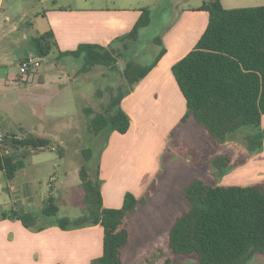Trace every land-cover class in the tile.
I'll use <instances>...</instances> for the list:
<instances>
[{
  "label": "trees",
  "instance_id": "obj_1",
  "mask_svg": "<svg viewBox=\"0 0 264 264\" xmlns=\"http://www.w3.org/2000/svg\"><path fill=\"white\" fill-rule=\"evenodd\" d=\"M209 14L208 24L195 46L172 66L173 75L186 99L187 109L179 125L194 121L205 128L216 143H224L229 134L246 127L254 128L247 136L249 150L262 149L264 129V5L225 8L221 0H208L200 6ZM153 9L144 7L133 29L115 40L121 51L99 44H80L61 55L83 59L82 72L97 65L119 69L120 57L127 55L122 74L129 87L144 78L166 52L160 36L154 42L161 49L150 64L132 58V42L152 22ZM45 34L33 37L35 57H46L53 44ZM131 51V52H130ZM130 52V53H129ZM129 53V54H128ZM60 55V56H61ZM111 98L104 112H98L88 123L95 135L103 132L126 133L131 125L121 100L129 91ZM50 139L27 133L23 140L13 141L12 150H0V170L8 179L23 165L29 148L48 147ZM105 146V145H104ZM102 147V150L104 148ZM21 149H26L21 150ZM86 160L91 149H84ZM218 174L223 176L232 159L227 154L212 158ZM84 187L85 210L75 218L59 217L53 197L42 211L56 218L62 229L101 224L104 228L103 254L91 264H123L122 255L130 241L126 218L148 202L157 180L140 196L127 192L120 208L103 206L99 164L95 177L87 165L80 169ZM186 209L176 217L168 232L167 247L174 255L192 256L194 264H249L257 254H264V181L249 185H222L196 178L184 188ZM26 227H34L39 216L34 213H12ZM40 226L39 229H43Z\"/></svg>",
  "mask_w": 264,
  "mask_h": 264
},
{
  "label": "crops",
  "instance_id": "obj_2",
  "mask_svg": "<svg viewBox=\"0 0 264 264\" xmlns=\"http://www.w3.org/2000/svg\"><path fill=\"white\" fill-rule=\"evenodd\" d=\"M154 1L152 4H145L142 0H128L125 6H97L94 0H73L74 4H64L59 0H0V80L5 75L7 78L4 81H14L19 90H27L25 95L28 96H21L19 103L21 101L33 107L39 96L30 93L34 88L28 82L31 74L25 82L23 77L15 80L2 64L7 59L8 47L13 44L21 46L22 54H18L20 62L28 56H34L31 40L44 34L54 45L51 51H56L61 58L76 59L61 53L75 50L84 43L99 44L107 48L113 45L117 47L121 43L115 44V40L133 29L142 8H155L158 0ZM208 17V12L200 9V6L182 8L173 23L160 36L166 48L165 54L144 78L134 86H128L129 91L122 98L121 107L130 117V128L126 133L115 130L109 134L96 163L97 168L99 164L104 207H122L127 192L140 197L160 174L161 157L171 134L195 123L191 121L179 125L187 104L173 75L172 66L195 46L207 27ZM152 40L155 43L154 38ZM134 43L132 42V47ZM160 49L161 47L157 54ZM73 77L77 78L75 75ZM40 81L38 86L46 85L43 76ZM36 114L37 111L34 110L33 115ZM38 119L44 121L42 116H38ZM20 127L17 128L20 130H4L8 133L22 132L25 135L32 133L38 136L31 130L36 126ZM261 128L264 129V115ZM242 144L246 148L245 157L236 162L235 167L231 163V168L223 176L216 169L213 179H210L211 183L236 185L233 184L236 180H232L231 175L236 170L252 166L263 169L264 141L262 149L256 152L249 150L247 138ZM44 148L46 147L27 149L28 152L22 160L23 165L16 170L12 179H8L5 172L0 170V196L5 189L6 180L5 204L10 207L9 212L0 214V264H91L103 254L104 228L101 224L62 229L56 218L42 224L39 217L37 224L28 228L19 219L11 217L12 213L40 214L50 197L54 198L58 208L59 203L70 202L67 185L62 186L63 194L67 198L58 201L55 197V175H50V183L46 189L42 185L40 174L45 169V160L34 152ZM227 155L233 160L232 155ZM262 181L264 175L253 180L251 184ZM144 206L146 204L139 206L125 220V225L130 230V238L131 229L127 222L137 216ZM40 226L44 228L39 229Z\"/></svg>",
  "mask_w": 264,
  "mask_h": 264
},
{
  "label": "rangeland",
  "instance_id": "obj_3",
  "mask_svg": "<svg viewBox=\"0 0 264 264\" xmlns=\"http://www.w3.org/2000/svg\"><path fill=\"white\" fill-rule=\"evenodd\" d=\"M59 1L64 4H74L73 0ZM207 1H156L152 22L141 31L138 40L134 43L132 58L143 64H150L160 48L152 39L163 34L182 8L199 7ZM142 2L152 4L155 1L142 0ZM221 2L225 8L264 5V0H221ZM94 4L125 6L128 0H94ZM121 49L122 44L115 47L116 51ZM21 52L19 44L11 45L6 51L7 59L2 63L15 80L21 77L18 56L19 53L22 54ZM36 58L41 61V65L30 73L31 77L28 81L34 86L30 93L39 96L36 105L31 107L30 104L21 101L19 103L21 96H28L25 95L27 90H19L18 84L14 81H4L7 76L3 75V79L0 80V124L3 128L16 130H20L17 129L21 128L20 126H36L31 129L36 135L51 139L52 144L34 152L45 160V169L40 174L42 185L46 189L50 183V175H55L57 181L54 193L58 201L66 197L62 186L67 185L70 202L59 203L58 216L75 218L85 210L80 169L83 165H87L89 176L95 177L96 163L107 140L105 132L99 135L92 133L88 123L95 114L106 110L112 96L128 89L129 85L122 74L127 55L119 58L117 70L97 65L88 72H82V58H61L54 50L46 57ZM30 74L22 75V80L24 82L28 80ZM74 75L77 78H74ZM41 76L46 81L43 87L38 86ZM34 110L37 111L36 115H33ZM38 116H42L44 121H40ZM253 131L254 128L246 127L233 132L221 144L213 141L207 130L195 123L171 134L168 146L161 157V170L157 178V186L150 195L152 197L149 196L148 203L141 212L127 222L131 229V238L122 255L123 264H194L192 256L174 255L167 247L169 229L176 217L187 207L184 188L196 178L211 183L210 179H213L214 172H217L212 162V158L216 155H232V163L235 167L236 162L246 155V148L242 142ZM84 149L92 151V158L89 161L83 153ZM231 175L232 180H236L233 184L249 185L253 180L264 175V167L259 169L252 166L236 170ZM6 186L7 182L4 180L5 189L0 196V214L10 210L5 204ZM41 213L36 215L40 217L42 224L52 220ZM249 264H264V254L255 255Z\"/></svg>",
  "mask_w": 264,
  "mask_h": 264
},
{
  "label": "built area",
  "instance_id": "obj_4",
  "mask_svg": "<svg viewBox=\"0 0 264 264\" xmlns=\"http://www.w3.org/2000/svg\"><path fill=\"white\" fill-rule=\"evenodd\" d=\"M40 65H41V61L33 55L24 58L20 62L21 77H23L22 75L30 74L33 70L37 69ZM25 136L26 135L22 132L8 133L7 131L4 130V128L0 124V150L3 153L11 151L12 142L23 140Z\"/></svg>",
  "mask_w": 264,
  "mask_h": 264
}]
</instances>
